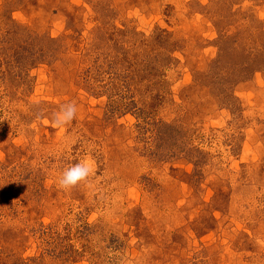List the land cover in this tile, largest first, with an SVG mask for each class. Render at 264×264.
Returning <instances> with one entry per match:
<instances>
[{"label":"rangeland","instance_id":"rangeland-1","mask_svg":"<svg viewBox=\"0 0 264 264\" xmlns=\"http://www.w3.org/2000/svg\"><path fill=\"white\" fill-rule=\"evenodd\" d=\"M0 264H264V0H0Z\"/></svg>","mask_w":264,"mask_h":264},{"label":"clouds","instance_id":"clouds-1","mask_svg":"<svg viewBox=\"0 0 264 264\" xmlns=\"http://www.w3.org/2000/svg\"><path fill=\"white\" fill-rule=\"evenodd\" d=\"M77 105L75 102H67L59 106L58 111L53 113V127H63L76 117ZM93 168L89 161L77 162L63 170L58 177V186L64 190H70L79 182L84 181L92 173Z\"/></svg>","mask_w":264,"mask_h":264}]
</instances>
